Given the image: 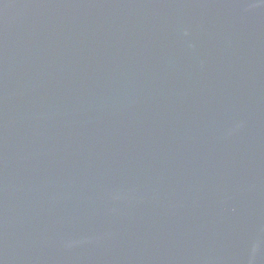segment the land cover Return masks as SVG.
Returning a JSON list of instances; mask_svg holds the SVG:
<instances>
[{"label": "water", "instance_id": "water-1", "mask_svg": "<svg viewBox=\"0 0 264 264\" xmlns=\"http://www.w3.org/2000/svg\"><path fill=\"white\" fill-rule=\"evenodd\" d=\"M0 264H264V0H0Z\"/></svg>", "mask_w": 264, "mask_h": 264}]
</instances>
